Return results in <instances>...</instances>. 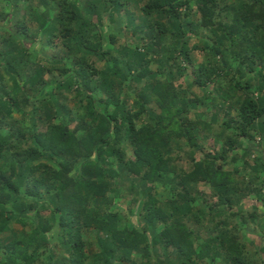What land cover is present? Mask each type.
<instances>
[{"label":"trees","instance_id":"obj_1","mask_svg":"<svg viewBox=\"0 0 264 264\" xmlns=\"http://www.w3.org/2000/svg\"><path fill=\"white\" fill-rule=\"evenodd\" d=\"M46 3L52 30L46 36L37 33L41 39L33 56L43 45L55 52L44 56L47 64L35 82L41 85L35 95L40 113L33 119L31 136L22 120L5 119L0 107V230L30 224L24 235L0 241V264H255L260 254L264 264L259 221L264 215V145L256 140H264V0H145L147 14L156 10L176 19L181 34L195 12L211 35L201 65L192 61L184 43L161 71L158 64L151 66L147 50L139 52L145 56L134 73L140 89L129 106L127 94L114 99L92 87L99 70L92 56L109 60L120 52L125 55L127 48L119 49L115 34H106L101 26L100 15L85 12L79 0ZM7 15L0 10V23L7 24ZM16 21V31L26 32L23 20ZM140 27L136 45L152 43L150 50L157 52L166 23L153 19ZM106 42L115 48L105 49ZM0 65L15 80L9 89L0 76V96L31 110L36 85L25 86L10 64ZM46 72L62 77L53 92L63 83L70 94L45 97ZM209 87L219 112L209 113L201 103ZM71 100L75 110L68 106ZM150 101L155 108H148ZM40 154L50 161L33 164L31 159ZM103 155L149 183L143 195L132 194L128 203L130 213L141 217L139 225L110 231L115 247L126 252L118 257L86 251L84 232L102 229L111 213V186L98 175ZM20 165L28 166L24 196L19 195L22 184L13 179L22 174L17 172ZM199 183L206 185V194L197 192ZM156 187H163L162 197ZM41 191L52 194L53 206L34 204L31 197H40ZM249 197L260 204L251 200L245 205ZM202 207L206 215L200 213ZM54 223L63 239L46 262L41 255ZM97 241L104 244L102 236Z\"/></svg>","mask_w":264,"mask_h":264},{"label":"rangeland","instance_id":"obj_2","mask_svg":"<svg viewBox=\"0 0 264 264\" xmlns=\"http://www.w3.org/2000/svg\"><path fill=\"white\" fill-rule=\"evenodd\" d=\"M79 1L85 12L97 13L100 15L101 26L104 28L106 34H115L116 43L119 44V49L127 48L125 55L120 52L119 54L111 55L110 58H108L109 60H107V56L104 55L99 56L100 58L92 56L96 65L99 67L98 73L95 75L96 77L92 82V87H96L99 94L102 96H109L117 99L120 93V95L127 94L125 106H129L131 104L133 95L140 89L139 78L134 75L135 68L138 66L140 59L145 57L138 54L139 52H145V50H147V52H149L148 57L152 60L151 66L156 67L158 64L159 71H161L165 65L167 66L169 64V56L177 54L180 47L184 44L186 48L190 49V56L194 63L199 62L201 65L206 60L203 50L205 49L206 43L210 40L211 30L208 27L201 25L199 22V16H197L195 12L191 16L193 23L191 25H187L185 27L186 30L183 34H181V30L176 27V19L167 17L163 13H159L156 10L147 14L144 6L145 0H118V2L114 5L112 0ZM227 1L239 3L241 0ZM46 2H48V0H0V10L8 14L6 18L7 24L5 23V25L0 23V61L5 63V65L10 64L9 66L11 71H18V78L24 81V84L27 87L35 84L39 77L40 68L47 64L44 56L50 57L55 52L53 47L43 45L38 52H35L37 56H33L34 54L32 48L36 47L37 42H40L41 39V37H38L39 35L37 33L44 34L46 36V33L49 32V30H52V25L50 26L51 22L49 23L50 20H48L51 19V16L48 14L50 12V5ZM46 4H48V6H46ZM18 18L23 20V26L27 28V31L24 33L16 31V20ZM153 19H162L167 25V32L161 35V43L156 44V47L158 48L157 52H152L150 50L152 43H149L148 46L138 47L136 45L137 39L141 36L139 27L142 26L140 28H144ZM75 31L77 32L76 27ZM104 47L105 49L115 48V46L109 42H106ZM82 53L85 52L83 51ZM185 58L186 57L184 56L181 57L182 62H184L183 60H185ZM216 58H220V56H217ZM74 59H76V56L73 55L72 60ZM3 70H5L4 67L0 65L1 78L4 79L5 85L9 89H13L15 86L14 78L7 75ZM160 74H158L159 78H162ZM43 78V86L46 87V93H44L45 97L52 95L57 99L59 98V94H70L69 87L64 86L63 83L61 84V87H58L57 91H52V87L59 80H61L60 78L62 77L55 76L54 73L51 72H46L43 74ZM39 88H41V85H36L34 90L31 91L33 95L30 104L31 110L23 111L20 107H17L15 103L7 101L5 98L0 96L2 115H4L7 120H12L13 118H19L22 120L27 132V137L31 136L33 119L40 113V111L36 109L39 101L38 98H35ZM144 89H147V84ZM206 90L207 91H204L205 95L203 94V96H201L203 98L201 103L206 106L207 112L211 113L213 110L215 112L221 111V107L217 105L218 102L213 101V97H216L214 91L211 90V87ZM75 105L76 102L72 100L68 103L71 110H75ZM208 105L210 106L208 107ZM147 106L150 109L155 108V104L152 101H150ZM256 140L260 145V142L264 145V140L261 138L258 139V137H256ZM126 148L127 152L131 154V149H129L128 146ZM261 152L264 155V147H262ZM101 160V167L99 168L98 174L99 181H107L111 186L110 191L108 192L109 194H112V204L109 209V212L111 213L108 216V221L103 225L102 229L97 230L96 228H91L87 232H84L86 242L88 243L86 251L88 254L100 252L102 256L114 254V257H118L120 254L126 252L124 250H118L115 247V244L110 236V231L122 228L125 225L128 227L132 225H139L141 217L136 215V211H134V214L130 213L128 203L132 194L141 195L145 189L149 188V183L147 182L146 185V181L144 179L127 173L124 167L117 168L113 165V163H111V159L105 158L104 155ZM31 161L35 164L40 161L48 162L50 160L40 154L37 158L31 159ZM228 166H233V164L229 163ZM27 167L28 166H19L17 172L22 174H16L13 176L15 183L22 184L23 177L28 171ZM110 168L114 171H111ZM109 170L111 174L107 173ZM72 174L77 176V170H73ZM7 175H9V171ZM22 186L23 184L19 190V195L24 196L26 194L24 192V186ZM205 186L206 185L199 183L198 186H196L198 188L197 192L201 195L206 194L208 189ZM156 189L162 197L164 195L162 192L163 187H156ZM242 189L245 193L247 192L248 187L243 184ZM41 192L40 197H31L34 204H38L41 207L53 206L55 202L52 194L43 191ZM262 193H264V190ZM251 200H254V203L260 204V201L253 197L245 198L243 203L250 206ZM16 203H18V201H16ZM138 204L139 203L137 202L134 204V210L137 208ZM17 207L19 208L18 204ZM200 213L206 215L208 211L205 207H202L200 209ZM259 221L264 228V215ZM29 225L30 224L25 227L19 223H13L10 226L8 225L7 228H2V230H0V241L4 243L14 236L24 235ZM152 232V229H150V234ZM47 236L48 242H46L43 238V241H45V244L47 245V251H45L41 257L44 261L49 262L51 260L50 255H55L57 253L60 246L58 244L61 243V239H63L58 223H54L53 228ZM98 236H102L104 239L103 245L97 241ZM261 258H263L262 254H260V259L255 261V264H261ZM99 264L102 263L99 262Z\"/></svg>","mask_w":264,"mask_h":264}]
</instances>
